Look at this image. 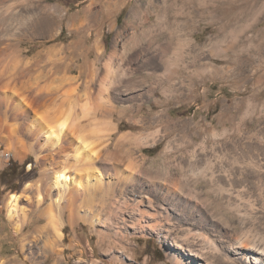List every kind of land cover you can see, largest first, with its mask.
<instances>
[{"label": "rangeland", "instance_id": "374dc122", "mask_svg": "<svg viewBox=\"0 0 264 264\" xmlns=\"http://www.w3.org/2000/svg\"><path fill=\"white\" fill-rule=\"evenodd\" d=\"M105 1L43 0L60 10L51 38L15 20L2 30L23 34L6 41L25 60L55 47L53 62L41 61L34 75L42 71V85L60 87L71 69L80 93L85 65L102 73L116 40L118 58L139 73L134 87L114 93L115 108L105 114L117 125L109 147L142 163L131 181L105 177L110 196L89 204L79 196L75 220L63 210L64 236L43 253L32 235L45 219L32 207L16 231L5 205L39 176L35 154L15 157L0 135L2 264H264V0H120L109 11ZM164 47L176 72L157 68L167 76L162 83L144 78V63ZM63 55L66 63H55ZM29 197L19 203L34 204Z\"/></svg>", "mask_w": 264, "mask_h": 264}, {"label": "bare ground", "instance_id": "6f19581e", "mask_svg": "<svg viewBox=\"0 0 264 264\" xmlns=\"http://www.w3.org/2000/svg\"><path fill=\"white\" fill-rule=\"evenodd\" d=\"M117 1L120 0H106L105 9L113 10ZM136 7L128 14L126 24L133 18ZM59 11L56 6L43 0H0V135L7 148L14 151L15 157L32 151L35 165L39 168V176L34 182H26L22 192L8 195L5 204L7 218L19 231L21 222L26 220L34 207L37 215L45 219L42 225L35 227V234L32 235L36 245L41 244L36 247L37 251L43 253L46 249H54L56 242L64 236L61 226L63 210L68 211L70 221L75 220L76 209L80 205L76 208L79 196H85L87 204L94 201V196H110L107 188L111 187L112 182L105 177L113 175L117 182L130 176L131 181L137 165L140 167L142 163L109 147L117 125L105 114L115 108L114 93L119 98L120 90L134 87L137 78L134 73H139L130 72L122 59L118 58L116 40L103 61L102 73L99 74L91 62L85 65L88 75L82 93L80 76L71 75V69L60 87L42 85L40 80H45L42 71L34 75L41 61L47 60L49 65L53 62L51 56L55 47L42 50L26 60L20 58L17 52L10 51L7 36L20 39L23 34H6L9 21H17L31 35H37L34 33L40 31L43 34L38 35L51 38L57 22L55 14ZM98 15V9L91 12L92 17L98 18ZM2 29L6 31L5 34ZM95 48L100 54L103 45L97 42ZM170 58L164 47L159 56L153 55L143 62L147 71L140 75L162 83L167 76L165 73L159 75L156 70L162 67L164 72L168 70L169 75L173 74L175 69L168 67ZM66 59V55H63L55 63L65 64ZM115 60L116 66L113 64ZM96 77L98 83L93 86ZM124 136H118L115 148L122 144ZM141 141L148 144L150 140L142 137ZM141 159L145 158L141 156ZM21 196H35V203L31 201L30 206L22 205L19 203ZM143 196L138 195L133 204L139 217L145 214ZM48 199L50 201L41 207ZM25 239L21 240L23 248Z\"/></svg>", "mask_w": 264, "mask_h": 264}]
</instances>
